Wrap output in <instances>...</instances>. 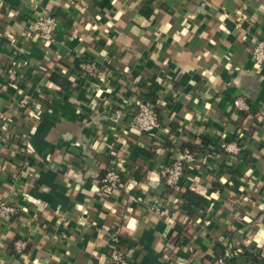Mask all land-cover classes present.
<instances>
[{
  "label": "crops",
  "instance_id": "0c3cea01",
  "mask_svg": "<svg viewBox=\"0 0 264 264\" xmlns=\"http://www.w3.org/2000/svg\"><path fill=\"white\" fill-rule=\"evenodd\" d=\"M43 12L58 19L49 48L27 33ZM257 40L264 0H0V200L21 208L0 221V264H209L226 249L229 264H264ZM82 58L100 73L81 76ZM12 63L32 108L7 80ZM138 97L154 100L153 133L130 127ZM182 155L177 192L160 167ZM110 168L122 183L102 194Z\"/></svg>",
  "mask_w": 264,
  "mask_h": 264
},
{
  "label": "built area",
  "instance_id": "2783aa9c",
  "mask_svg": "<svg viewBox=\"0 0 264 264\" xmlns=\"http://www.w3.org/2000/svg\"><path fill=\"white\" fill-rule=\"evenodd\" d=\"M58 25L57 17L49 12H43L28 19L27 33L34 38L39 39L45 48H49L54 40V34ZM251 56L258 66H264V40H257L252 48ZM78 71L87 80L92 79L100 73L98 64L91 59L82 58L78 63ZM7 80L10 85L16 87L20 92L19 106L22 108H32L36 102L29 89L23 85L22 75L18 71L16 64L12 63L5 69ZM135 111L130 122V127L147 133H153L161 126L159 114L153 101L149 98L138 97L134 100ZM232 106L241 110H247L248 106L242 98L233 101ZM122 109L117 108L112 111V119L118 121L122 117ZM225 149L237 153L239 146L232 142L225 146ZM187 158L186 156L173 157L160 167V175L163 182L171 189L179 192L182 188L181 181L185 173ZM122 183V174L116 168L108 169L102 176L99 190L102 194H109L116 191ZM20 207L0 200V221L9 222L20 212ZM151 209L161 213L159 199H155L151 204ZM27 248V242L17 239L13 242L12 251L15 256L23 255ZM233 253L230 249L223 253L215 255L209 264H229ZM112 258L119 262L122 260V253L113 250Z\"/></svg>",
  "mask_w": 264,
  "mask_h": 264
},
{
  "label": "trees",
  "instance_id": "16d2710c",
  "mask_svg": "<svg viewBox=\"0 0 264 264\" xmlns=\"http://www.w3.org/2000/svg\"><path fill=\"white\" fill-rule=\"evenodd\" d=\"M153 103H154V100H153ZM191 148H192V146H191Z\"/></svg>",
  "mask_w": 264,
  "mask_h": 264
}]
</instances>
